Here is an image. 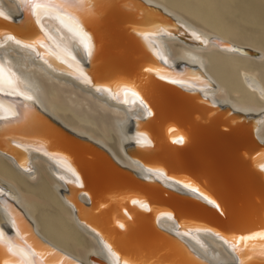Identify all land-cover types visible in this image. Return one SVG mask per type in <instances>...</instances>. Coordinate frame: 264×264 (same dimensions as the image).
<instances>
[{"label":"bare ground","instance_id":"6f19581e","mask_svg":"<svg viewBox=\"0 0 264 264\" xmlns=\"http://www.w3.org/2000/svg\"><path fill=\"white\" fill-rule=\"evenodd\" d=\"M136 1L0 0V264H264V0Z\"/></svg>","mask_w":264,"mask_h":264},{"label":"snow or ice","instance_id":"6c2138e0","mask_svg":"<svg viewBox=\"0 0 264 264\" xmlns=\"http://www.w3.org/2000/svg\"><path fill=\"white\" fill-rule=\"evenodd\" d=\"M22 6L27 9L29 12L32 13V15H35V8L38 7H44V8H48V9H55L58 10L60 12L63 13V15L70 19L79 29V31H74L72 28L68 27L67 24H65L64 26L66 28H68V30L70 32H74L75 35H78L81 38V43L83 44L85 50L88 52V55L91 56L92 55V51L90 50V46H91V42H92V37L88 35L87 32L84 31L83 27H81V22L80 20L70 12L69 9H67L66 7H63L61 4L58 3V0H21ZM38 23V21H37ZM61 23L63 24V21H61ZM3 34H0V39H3ZM9 39H15L11 36L8 37ZM16 43H21L18 39L15 40ZM37 43H39V41H36ZM27 46V45H26ZM61 63H64L63 61H61ZM146 72L148 74H152L153 70L152 69H146ZM161 80H164L165 77L161 76L160 77ZM168 83H175V81L169 79L167 81ZM91 83V82H90ZM115 99V97H113ZM28 99H31V97H28ZM143 103V101H141ZM181 142H183L181 140ZM65 160H68L67 157H63ZM70 166H71V161L68 160ZM73 172H75V169H72ZM185 186L188 187L191 191H194L196 193H198L199 195H201L203 197L204 200H206L208 202V204H210L213 208L216 209V211L221 214V215H227V210L225 209L224 205L222 203H220L218 200H216L214 197H212L211 195H209L207 192H205L202 188L197 187L194 184L191 183H185ZM259 238L261 240H264V232H261L258 234ZM256 236L253 235H248V236H241V237H233V241L230 242L231 246L233 248H235L237 251L239 250L240 246H243L244 243L251 241L253 239H255ZM239 240L240 241V245L238 246L235 241ZM6 247L9 248V250H11V245H5ZM111 251V249H110ZM29 252L31 253V249H29ZM33 255V257H35V253H31ZM19 264H24V261L21 260L19 261Z\"/></svg>","mask_w":264,"mask_h":264},{"label":"water","instance_id":"95a60500","mask_svg":"<svg viewBox=\"0 0 264 264\" xmlns=\"http://www.w3.org/2000/svg\"><path fill=\"white\" fill-rule=\"evenodd\" d=\"M134 2H139V1H136V0H134ZM144 9H146V10H149V11H151L152 13H155L156 15H157V19L158 20H165L166 19V17H163V14L159 11V9L158 10H153V9H151V8H146V6L145 5H141ZM16 19H17V21H16V23H23L24 22V19H21V17H16ZM168 21V20H167ZM169 22L171 23L172 22V26H177L176 24H175V22H173L172 20L170 21L169 20ZM0 23L1 24H7V25H9L10 27L9 28H5V29H1L0 28V31H12L13 33H15L17 36H22L23 37V32H22V30L20 29V26H17L16 24H12V23H9V22H3V21H1L0 20ZM133 43H135V42H133ZM135 44H137V43H135ZM137 59V58H136ZM197 70V69H196ZM182 93H184L185 95L187 94V95H190L191 97H193V96H196L197 98V100H199L200 98L198 97V94L197 93H194L193 95H191V94H188V93H186V92H182ZM229 109L228 108H225V110L224 111H228ZM219 113H221V111L220 110H218V112L215 114V115H217V114H219ZM202 124H205V123H202ZM57 126H59V125H57ZM68 133V132H67ZM72 135V134H71ZM250 138H251V140H252V142L254 143V145L252 146V147H247V148H251L253 151H251V150H246V151H248V152H254V151H256V150H258V149H263L264 148V143H260L259 142V140H258V138L255 136V133L253 132H251V135H250ZM47 141V140H46ZM244 148L245 147H242V146H239L238 148H236V150H235V153H236V155H235V157H233V158H231V157H229V159L227 160L228 161V163L229 164H231V163H235V164H237V166L239 165V163H242V164H244V163H250V160H245L244 159V157H243V154H244ZM236 161V162H234V161ZM248 163V164H249ZM252 168V167H251ZM253 169V168H252ZM132 176H134L135 178H136V175L133 173V174H131ZM262 178V180L264 181V178H263V176L261 177ZM138 179V178H137ZM243 179V178H242ZM141 182H144V180H140ZM165 192H167V193H169L170 195H172V193L171 192H169V191H167L166 189H163ZM185 201H187V202H190V203H192V204H197V205H200V206H204L201 202H199V201H195V200H193V199H191V198H189L188 196H184V198H183ZM264 216V212H263V214H261V216ZM219 219V218H218ZM191 221V222H194V223H196V222H198V223H202V224H204V225H206L205 223V221L203 222V220L202 221H200V220H192V219H188V218H181L180 219V221ZM231 236H234L235 234L234 233H232V234H230ZM1 263V262H0Z\"/></svg>","mask_w":264,"mask_h":264},{"label":"rangeland","instance_id":"374dc122","mask_svg":"<svg viewBox=\"0 0 264 264\" xmlns=\"http://www.w3.org/2000/svg\"><path fill=\"white\" fill-rule=\"evenodd\" d=\"M221 14L224 15V16H227V17H232L233 19L238 18V17H236V16H237L236 14H234V15H229V14H225L224 12H221ZM52 223H53V226H54V227L58 225V226L55 227V228H59V224H57L56 222H55V223L52 222Z\"/></svg>","mask_w":264,"mask_h":264}]
</instances>
